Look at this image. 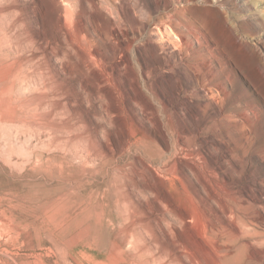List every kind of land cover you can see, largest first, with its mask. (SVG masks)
<instances>
[{
    "label": "rangeland",
    "instance_id": "rangeland-1",
    "mask_svg": "<svg viewBox=\"0 0 264 264\" xmlns=\"http://www.w3.org/2000/svg\"><path fill=\"white\" fill-rule=\"evenodd\" d=\"M72 2L0 0V264H264V0ZM134 12L192 57L97 89L64 33L81 13L110 54L99 33ZM124 87L165 129L113 114Z\"/></svg>",
    "mask_w": 264,
    "mask_h": 264
},
{
    "label": "bare ground",
    "instance_id": "bare-ground-1",
    "mask_svg": "<svg viewBox=\"0 0 264 264\" xmlns=\"http://www.w3.org/2000/svg\"><path fill=\"white\" fill-rule=\"evenodd\" d=\"M72 1L73 0H65L67 4L73 3ZM88 1L93 9H100L101 0ZM78 2L81 3V7L85 8V0H78ZM132 15V25H123V22L118 21L116 18H112L109 25L104 28V32L99 33V39L102 42L110 43L112 45L110 54L102 52L97 48L99 43L97 39L92 36V33H90L88 27L86 26V22L82 17L83 14L81 13H77L75 17V25L77 28L76 35L73 36L71 31H69L68 29H66L64 33L67 54L70 53L71 47L79 49L81 40H86L87 42H89L90 50L86 54H84V68H86L87 70H94L96 65L102 63L105 64L104 70L98 72L93 84V86L97 89H100L102 86L111 83V77L114 74L120 75L124 68L130 69L133 75L137 78L139 75L145 77L153 70L173 69V67L177 63V56H175L173 53H169L170 58L167 59V57L162 58L161 54L172 49L174 46H178V49H180V59L183 60V52H186V55H191L192 57L190 51L184 49L183 45H180L179 41H181V38L175 32L172 24L169 23L168 20L165 21V19H163L162 21L157 23L153 29L146 33V30L149 28L148 23L138 18L135 12L132 13ZM99 23H106V21L103 19H99L97 21V24ZM183 25L189 28L192 34H196L195 28L193 27L192 23H190L189 21H184ZM148 49H151V55L161 57L159 62L154 61L152 65H149L147 63L146 57L148 56ZM136 65L139 66V73L138 71H136ZM192 68L196 73V79L199 80L200 76L204 74L200 71V69H197L193 66ZM133 83H135L138 89L141 90V87L137 83V81L129 78L128 84H130V86H133ZM135 94V90L128 87L116 89L115 91L111 92L110 96L115 104L113 114L121 115L123 106L125 105V107H127V109L136 118L140 119V116L143 115L145 116V119L147 121L150 119L151 115H154L159 121L160 127L165 129L163 126V121L152 103H149V106L154 110L153 113H149L147 110H143L142 114L138 112L137 108L135 107L138 101L137 97L135 98ZM177 112L179 114L178 110ZM169 170L170 169H168V171Z\"/></svg>",
    "mask_w": 264,
    "mask_h": 264
}]
</instances>
